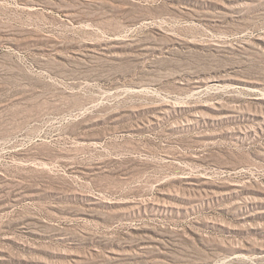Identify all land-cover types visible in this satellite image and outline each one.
<instances>
[{"label":"rangeland","instance_id":"1","mask_svg":"<svg viewBox=\"0 0 264 264\" xmlns=\"http://www.w3.org/2000/svg\"><path fill=\"white\" fill-rule=\"evenodd\" d=\"M0 264H264V0H0Z\"/></svg>","mask_w":264,"mask_h":264}]
</instances>
